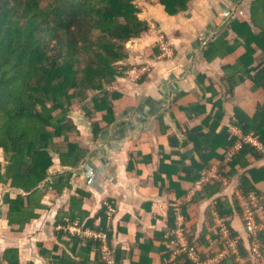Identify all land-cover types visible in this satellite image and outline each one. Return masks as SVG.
Masks as SVG:
<instances>
[{"label": "trees", "instance_id": "1", "mask_svg": "<svg viewBox=\"0 0 264 264\" xmlns=\"http://www.w3.org/2000/svg\"><path fill=\"white\" fill-rule=\"evenodd\" d=\"M189 1L160 0L170 15L186 10ZM250 15L251 21L233 19L229 23L236 35L234 42L228 38V32H223L204 50L209 62L224 59L241 47L245 52L235 63L223 67L225 75L219 88L208 83L207 76L198 75L197 84L205 103H188L180 109L189 119L205 117L201 125L186 132L183 145L192 143L191 150L180 154L179 161L161 160L154 174L155 183H162L161 192L175 190L182 197L186 192L173 181L175 175L180 177L183 172L185 180L195 183L204 169L220 163V172L226 165L230 167L227 173L230 177L238 173V169H246L240 178L243 193H259L256 184L264 181V166H249L255 158L263 159L264 154L245 142L238 151H233L239 138L223 125L227 118L225 98L233 97L237 87L248 81L250 92L256 97L255 110L249 113L236 106L229 121L243 137H254L264 148V0L251 1ZM148 30V23L140 17L137 0H0V149L4 156V162L0 161V184L17 192L15 197L11 192L4 196L11 226H18L22 231L40 217L38 209L46 207L41 184L54 165V154L64 168L76 169L85 160L87 150L71 139L70 134L78 132L71 108L89 102L93 109L83 105L85 116L90 118L95 112L103 114L100 122H93L95 134L101 131V123L109 125L115 121L116 103L122 95L106 86H114L125 74L119 70V65L129 68L126 62L131 53L127 45ZM183 94L176 96L173 104H177ZM160 124L163 125L162 120ZM170 143L179 145L175 137ZM230 152H233L232 157L226 161ZM72 176L70 171L60 174L52 189L57 194L71 189ZM221 187L217 181L208 183L197 199L213 198ZM76 194L90 195L80 189ZM259 196L264 204V195ZM71 201L69 221L60 216L57 224L68 227L69 222L78 220L83 230L89 228L104 233L112 252L113 260L109 262L125 264L126 251L114 244L121 228L115 230L114 225L108 224L107 206H102L91 218L89 212L81 209L80 199L75 196ZM215 205L221 215L233 212L228 202L218 200ZM236 207L241 212L240 207ZM175 221L174 209L169 208L168 230L175 227ZM229 225L231 227L230 221ZM61 230L57 233L58 244L52 250L41 247V254L51 258L50 264H109L103 259V243L99 238L76 236L64 228ZM203 232L204 235L214 232L215 237H219L212 223ZM164 234L156 231L153 238L140 243L139 260L132 264H153L152 253L159 254L165 263L170 251L162 244L167 240ZM201 240L204 242L203 237ZM240 246L242 255H247L243 240ZM0 264H21L18 250H5ZM165 264L192 263L179 258Z\"/></svg>", "mask_w": 264, "mask_h": 264}, {"label": "crops", "instance_id": "2", "mask_svg": "<svg viewBox=\"0 0 264 264\" xmlns=\"http://www.w3.org/2000/svg\"><path fill=\"white\" fill-rule=\"evenodd\" d=\"M246 5L247 0H190L186 10L170 15L160 0H139L140 14H143L147 23L154 22L158 30L163 33L162 36L169 39L168 45L173 51V56L162 58L157 46L156 32L150 31V34L134 40L139 45L142 44L139 48L145 49V52L140 53L131 49L129 65H127L129 68L126 70L144 75L136 82L133 80L134 83L125 74L118 79L115 85H119L120 88L118 90L113 88V90L125 95V98L117 102L120 107L115 109V121L109 125L101 123L102 129L96 134L90 124L95 120L93 118H99L101 113L95 112L92 120L86 117V120L82 121L83 124L82 122L77 124L76 118L72 116L78 128V132L75 133L79 140L78 145L87 150L85 160L78 168L71 170L62 167L59 157L54 156V165L49 170V176L41 184L42 188L47 183V189L44 190V199L47 195V203L43 200L46 207L38 209L40 217L27 224L22 231L18 230V226L9 224L8 209H5L8 206L4 204V196L7 192H11L13 197L17 192L9 186L0 184L1 258L5 250L15 248L19 252L21 264H50L51 258H45L41 254V247L52 250L58 244L57 233L64 228L72 235L99 238L103 243V259L108 262L113 260L104 233H98L89 228L83 230L78 220L69 222L68 227L61 223L57 224V218L60 216L65 221H69L71 198L75 196L82 202L81 209L89 212L91 218L102 206H107L108 224L114 225L115 230L118 227L121 228V232L115 237L114 244L116 248L121 246L126 251L125 264H132L139 260L138 245L153 238L156 231L165 232L164 236L167 239L170 231L168 230L169 208L174 209L175 226L178 222L177 212L179 208L181 209L185 226L190 231L189 239L200 240L202 243L200 241L199 243L203 246L202 250L205 254L206 251L211 253L212 250H218L220 246L216 242L214 232L203 234L211 223L214 224L211 211L218 200L233 206V212L225 216L229 217L231 226L243 238L246 248L248 247L241 212L236 207L239 206L241 195H245L240 187V178L246 169H238V173L230 177L227 175L231 170L228 165L220 172L221 164L214 163L210 169L203 170L200 180L195 183L185 180V175L181 172V176L175 175L173 181L186 192L182 197H179L175 190L161 192L162 183L156 184L154 178L161 160L165 158L166 163L179 161L180 154H186L193 148L192 143L183 145L187 139L186 132L201 125L205 116L189 119L180 106L193 102L205 103L199 95L198 75L207 76L208 83L212 82L219 88L222 86L225 75L223 67L235 63L245 52L241 47L230 56L224 59L217 58L211 62L204 56L207 45L223 32L229 33V39L236 38L229 24L231 20L251 21V2L250 6L248 5L249 8ZM240 10L245 11L244 20H240L238 14ZM154 43L156 48L154 54L150 55V46ZM150 70L154 73L153 75L144 72ZM247 83L248 81L239 87L242 88ZM180 94H183V97L174 107L173 99ZM242 107L252 113L253 108ZM233 114L232 110L230 116L226 115L223 125L228 126L230 133L239 138L233 148L236 152L238 151L236 146L243 142V138L240 137L242 134L239 133L240 130L229 121ZM161 120L163 125L158 133L155 128L161 125ZM163 129L166 130L165 133ZM173 137L177 139V142L179 141L180 146L171 145L170 139ZM256 147L264 154V149ZM136 150L139 151L136 152ZM232 153L228 154L226 161L231 159ZM0 161L4 162L1 149ZM253 161L254 163L249 167L264 166V157L261 160L255 158ZM66 171L73 172L72 188L57 194L52 189V184L57 183L59 175ZM215 181L221 183V191L213 198L197 199L205 185ZM256 188L258 195H264V181L256 184ZM79 189L90 195L82 197L76 194ZM202 237L204 242L201 240ZM163 242L162 244L166 246L164 248L168 249V239ZM156 245L159 246L160 243L156 242ZM59 251L61 253L62 250ZM151 257L153 264L173 262L167 259L168 261L165 260L164 263L159 254L152 253ZM228 260L230 261L226 262ZM221 264H234V259H224Z\"/></svg>", "mask_w": 264, "mask_h": 264}, {"label": "built area", "instance_id": "3", "mask_svg": "<svg viewBox=\"0 0 264 264\" xmlns=\"http://www.w3.org/2000/svg\"><path fill=\"white\" fill-rule=\"evenodd\" d=\"M241 134V132L239 131ZM242 143H250L264 149L263 146L252 136L243 137ZM242 143L237 144L239 150ZM245 241L248 242V255L243 256L241 252V240L239 234H233L229 225V217L221 215L216 206L213 207L212 220L215 232L218 234L216 242L220 247L218 250L203 252L202 245L198 240H190V231L186 228L184 217L179 208L177 212V224L167 235V246L170 250L168 260L175 261L182 258L192 264H221L224 259H234V264H264V204L260 196L253 192L249 195H241L239 199ZM233 228V227H232ZM105 237V236H104ZM167 260V261H168ZM109 264H112L109 262Z\"/></svg>", "mask_w": 264, "mask_h": 264}, {"label": "rangeland", "instance_id": "4", "mask_svg": "<svg viewBox=\"0 0 264 264\" xmlns=\"http://www.w3.org/2000/svg\"><path fill=\"white\" fill-rule=\"evenodd\" d=\"M152 1H158V0H152ZM252 0H247V5H246V7L250 4V2H251ZM138 2H139V0H137V4H138ZM250 6V5H249ZM249 6H248V8H249ZM244 7V6H243ZM242 7V8H243ZM241 8V7H240ZM238 14H239V16H240V20H244V18H246V16H245V11H243V10H240V12H238ZM230 16V15H229ZM229 16H227V17H229ZM140 17L142 18V20H144L145 21V19H144V16H143V14L141 15L140 14ZM247 18H248V16H247ZM148 26H149V30L148 31H146V32H144L143 34H142V36L144 37L145 35H147V34H150L149 32L150 31H153V33H155L156 32V36H157V46L159 47V51H160V54H162V58H168V57H171V56H173L172 54H173V51H172V49L170 48V46L168 45V41H169V39L168 38H165V37H163L162 36V34L163 33H161L159 30H158V28H157V26L155 25V23L154 22H151V23H148ZM141 36V37H142ZM231 40V42H234V39L233 38H231L230 39ZM154 41H156L155 39H154ZM141 42H142V40H141ZM140 42V43H141ZM142 46V44H140L139 45V43L138 42H134V41H131L128 45H127V47H128V49L130 50V53H131V49H134L135 51H138V52H140V53H142V52H145V49H143V48H139V47H141ZM151 47V50H150V55H153L154 54V49L156 48V43H154V45H152V46H150ZM243 53V52H242ZM158 56V55H157ZM126 64L127 65H129L128 64V61L126 62ZM123 65H125V64H123ZM123 65H119V70H122L123 72H125V75L128 77V79L130 80V81H132L133 82V80H134V82H136L138 79H140L144 74H142V73H138V74H136V73H134L133 71H128V70H126V69H123V67H125V66H123ZM126 65V66H127ZM146 74H149V75H153L154 73L150 70V71H144ZM133 82V83H134ZM118 83V81L115 83V84H117ZM115 86H117V87H115ZM111 87V88H110ZM110 87H108V86H106V88L107 89H109L110 88V90L111 91H114L113 90V88L114 89H116V90H118L120 87H119V85H114V86H110ZM250 89H251V84L248 82L245 86H243L242 88L241 87H239L237 90H235V93H234V95H233V97L232 98H229V97H223V98H225V105H224V107L226 108V111H227V114H228V116H230L231 115V111L236 107V106H245V107H247L248 109H252L253 108V110H251V112H253L254 110H255V102H256V97H255V94L254 93H252V92H250ZM197 91V93H198V89L196 90ZM122 96H121V99H123V98H125V95H123V94H121ZM199 95H200V98H201V93L199 92ZM90 97H92V95L90 96ZM120 99V100H121ZM182 99V98H181ZM119 100V101H120ZM181 101V100H180ZM87 103H89V102H87ZM87 103H85V102H83V103H81L80 105H74L72 108H71V111H70V114L71 115H73L75 118H76V123L77 122H80V124H81V122L82 121H85L86 120V117L87 116H85V111H84V109L82 108V106L83 105H87V107H88V109L89 110H91V109H93V106H92V104H87ZM179 103V102H178ZM184 105H187V103H185ZM173 106L174 107H176L177 106V104L175 105V104H173ZM119 105H118V103H116V110L117 109H119ZM229 111V112H228ZM102 115L103 114H100V116H99V118H97V117H94L93 118V120L94 121H100L101 119H102ZM92 117H90V120H92L91 119ZM94 121H92L91 122V124H90V127H92L93 126V122ZM201 121H202V119H201ZM95 123V122H94ZM182 123H186V122H182ZM202 123V122H201ZM228 123V122H227ZM226 123V124H227ZM78 124V123H77ZM82 124H83V122H82ZM229 125V124H228ZM161 127H162V125H158L155 129L157 130V132L159 133L160 132V129H161ZM71 135V138H73L74 140H76V141H79L78 140V138L75 136V133H72V134H70ZM62 141V140H61ZM63 142H61V145H63L62 144ZM137 151H139V150H136V152ZM170 151V150H169ZM53 156H56L55 154L53 155ZM4 157V156H3ZM135 157H137V156H135ZM56 158H57V156H56ZM71 170H73V169H71ZM49 176V175H48ZM48 178V177H47ZM54 184V183H53ZM159 186V185H158ZM42 189L43 190H45V189H47V183L44 185V186H42ZM45 201H46V203H47V195H46V198L44 199ZM5 209H8V207H5ZM46 219H47V216H46ZM105 238V237H104Z\"/></svg>", "mask_w": 264, "mask_h": 264}]
</instances>
